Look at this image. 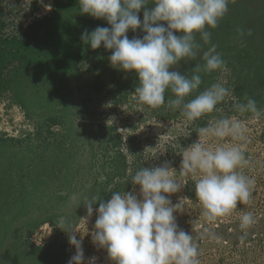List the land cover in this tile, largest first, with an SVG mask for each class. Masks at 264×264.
Masks as SVG:
<instances>
[{"label": "rangeland", "instance_id": "374dc122", "mask_svg": "<svg viewBox=\"0 0 264 264\" xmlns=\"http://www.w3.org/2000/svg\"><path fill=\"white\" fill-rule=\"evenodd\" d=\"M97 27L109 25L81 15L78 0H0V264H68L75 254L69 227L82 241L84 264L93 256L97 264H112L93 242L97 213L88 217L85 204L134 189L139 198L131 177L166 162L183 185L168 197L177 205L176 223L193 236L200 264H264V0H229L218 26L206 28L210 43L197 35V56L176 66L190 76L213 44L225 62L223 69L201 71L202 84L187 99L223 81L230 96L216 106L219 112L191 123L179 109L137 104L136 74L112 67L103 45L93 50L81 41ZM169 98L170 91L165 105ZM249 99L259 115L234 107ZM220 118L239 122V137L219 143L241 147L239 170L254 184L248 203L210 223L195 197L196 180L179 172L198 129ZM244 212L254 223L241 229Z\"/></svg>", "mask_w": 264, "mask_h": 264}, {"label": "clouds", "instance_id": "9594fccd", "mask_svg": "<svg viewBox=\"0 0 264 264\" xmlns=\"http://www.w3.org/2000/svg\"><path fill=\"white\" fill-rule=\"evenodd\" d=\"M229 0H78L81 15L104 20L109 27L85 30L81 41L96 50L103 45L111 51L112 67L126 73L134 72L138 78L134 96L141 107L156 109L166 106L179 109L186 122L199 120L206 114L219 112L216 106L230 96L226 81L207 87L192 99H187L202 84L201 71L211 73L223 69L225 62L211 45L203 53V65L196 64L192 74L175 70L181 61L194 59L200 45L197 35L210 43L211 33L228 12ZM153 5L151 8L148 5ZM50 8V5H49ZM143 11L141 22L139 13ZM140 30L142 38L129 39L127 33ZM249 34H251L249 30ZM171 92L165 105V93ZM240 112L251 111L259 115L256 102L237 103ZM241 128L235 118H220L207 127L198 129V140L183 149L180 176L196 180L195 197L203 208V217L214 223L228 216L238 204H246L251 197L254 180L239 169L245 162L240 146L224 138L239 137ZM217 141L206 146L207 140ZM176 170L169 163L159 167L141 168L131 177L135 189L114 192L105 202L98 197L86 203L88 217L97 213L91 234L95 245L107 252L112 264H200L199 251L193 236L178 228L174 213L177 205L168 198L183 185L175 179ZM187 199V197H185ZM99 202V207L94 205ZM82 220H85L82 218ZM254 223L253 215L244 212L241 229ZM61 227L65 226L63 218ZM68 242L75 254L68 264H84L82 241L71 228ZM87 264H97V257L88 258Z\"/></svg>", "mask_w": 264, "mask_h": 264}, {"label": "trees", "instance_id": "16d2710c", "mask_svg": "<svg viewBox=\"0 0 264 264\" xmlns=\"http://www.w3.org/2000/svg\"><path fill=\"white\" fill-rule=\"evenodd\" d=\"M3 50V45H0V52ZM120 148L118 149V151H116V154L119 156V158H121L123 161H125V159H124V156L122 155L123 154V152H122V150H120Z\"/></svg>", "mask_w": 264, "mask_h": 264}]
</instances>
